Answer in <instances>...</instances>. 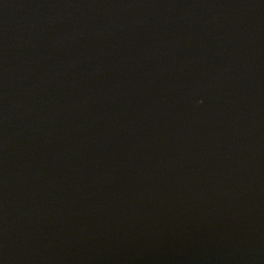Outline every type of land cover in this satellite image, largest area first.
<instances>
[{
  "label": "water",
  "instance_id": "water-1",
  "mask_svg": "<svg viewBox=\"0 0 264 264\" xmlns=\"http://www.w3.org/2000/svg\"><path fill=\"white\" fill-rule=\"evenodd\" d=\"M0 264H264V0H0Z\"/></svg>",
  "mask_w": 264,
  "mask_h": 264
}]
</instances>
